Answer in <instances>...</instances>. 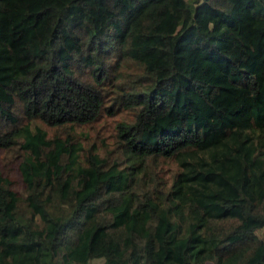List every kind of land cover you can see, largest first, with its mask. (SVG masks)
Wrapping results in <instances>:
<instances>
[{
	"label": "trees",
	"instance_id": "1",
	"mask_svg": "<svg viewBox=\"0 0 264 264\" xmlns=\"http://www.w3.org/2000/svg\"><path fill=\"white\" fill-rule=\"evenodd\" d=\"M0 150V264H264V0H0Z\"/></svg>",
	"mask_w": 264,
	"mask_h": 264
},
{
	"label": "rangeland",
	"instance_id": "2",
	"mask_svg": "<svg viewBox=\"0 0 264 264\" xmlns=\"http://www.w3.org/2000/svg\"><path fill=\"white\" fill-rule=\"evenodd\" d=\"M114 119L110 116H104L100 119L95 127L86 126L82 127L78 130L79 139L82 140L83 143L85 141L92 142L96 141L98 145H100L101 141L109 142L110 135L112 133ZM87 138V140H84ZM0 164L4 165L5 171L8 170V178L12 181L13 187L19 192V194H24L23 181L19 172L18 167L14 161L10 160L8 157L5 158V154L0 150ZM166 169H170L169 166L165 167ZM168 175V172H166ZM257 235L262 238V229H258L256 231ZM103 259L95 258L90 260L89 264H101Z\"/></svg>",
	"mask_w": 264,
	"mask_h": 264
}]
</instances>
